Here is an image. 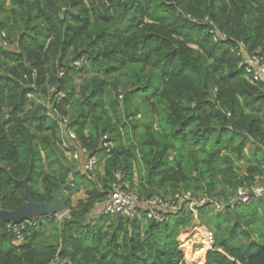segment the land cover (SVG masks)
<instances>
[{"label": "trees", "instance_id": "trees-1", "mask_svg": "<svg viewBox=\"0 0 264 264\" xmlns=\"http://www.w3.org/2000/svg\"><path fill=\"white\" fill-rule=\"evenodd\" d=\"M0 32V208L24 203L30 165L32 200L66 206L0 219V264H188L195 222L214 238L202 264H264V194L92 215L118 182L226 200L264 174V81L239 65L241 47L264 54V0H0Z\"/></svg>", "mask_w": 264, "mask_h": 264}, {"label": "built area", "instance_id": "built-area-1", "mask_svg": "<svg viewBox=\"0 0 264 264\" xmlns=\"http://www.w3.org/2000/svg\"><path fill=\"white\" fill-rule=\"evenodd\" d=\"M224 36V35H223ZM0 40L2 45H6L5 34L0 32ZM241 56L240 66L243 67L246 76L253 81H264V54H247L240 48ZM121 97V96H119ZM66 119H63L61 127L65 125ZM71 138H75V134L70 130H63ZM65 135V134H64ZM84 154V162L81 165L83 173L92 172L97 164L96 157L89 155L86 150L82 149ZM77 154H75L74 158ZM264 194V174L257 177L255 183L249 186H238L234 194L227 198L213 199L206 195L194 197L190 192L175 193L169 196H153L150 198H140L139 195L127 183H115L112 186V191L103 205V213L107 215L121 214L125 217H132L139 213L140 210L145 211L146 218L157 222H162L165 219V213L175 212L183 206L190 209L196 214L197 209L207 203H210L216 210L222 209L224 205L243 204L248 202L253 197H260ZM193 234L189 241L192 245H197L200 249L205 246L211 248L214 242L213 233L208 227L195 222L192 226ZM17 230V228L15 229ZM188 243V242H187ZM51 264H67L64 260L56 258Z\"/></svg>", "mask_w": 264, "mask_h": 264}, {"label": "water", "instance_id": "water-1", "mask_svg": "<svg viewBox=\"0 0 264 264\" xmlns=\"http://www.w3.org/2000/svg\"><path fill=\"white\" fill-rule=\"evenodd\" d=\"M31 174V165L29 166L25 177L22 179L13 178L14 182L23 185L25 201L20 206L12 210L0 208V219L6 223L19 224L21 221H31L39 216L62 215L66 212L64 200L53 190L52 200L44 202H35L30 195L28 180Z\"/></svg>", "mask_w": 264, "mask_h": 264}, {"label": "rangeland", "instance_id": "rangeland-1", "mask_svg": "<svg viewBox=\"0 0 264 264\" xmlns=\"http://www.w3.org/2000/svg\"><path fill=\"white\" fill-rule=\"evenodd\" d=\"M83 194H77L73 197L74 202H76V200L78 199V197L82 196ZM103 212L102 209V204H99L95 210H93L92 215H99L100 213ZM66 212H64L63 214H65ZM62 214V215H63ZM61 215H57V217H60ZM188 243H186L185 245L183 244L181 246V250L184 253V258L187 261L188 264H202L204 262V257L205 254L208 250H210L211 248H208V246L205 244V246L203 248H199L197 245H192V243L189 241V239L187 240ZM189 251V257H187L186 252ZM204 251V252H203ZM200 252H203V256L201 258V260L198 259V256L200 254Z\"/></svg>", "mask_w": 264, "mask_h": 264}, {"label": "crops", "instance_id": "crops-1", "mask_svg": "<svg viewBox=\"0 0 264 264\" xmlns=\"http://www.w3.org/2000/svg\"><path fill=\"white\" fill-rule=\"evenodd\" d=\"M79 155V154H78ZM73 157H75V154H74V156ZM77 158H78V156H76ZM80 158V157H79ZM80 160H83V159H80ZM81 165H82V161L80 162V164H79V168H81ZM204 252V251H203Z\"/></svg>", "mask_w": 264, "mask_h": 264}]
</instances>
